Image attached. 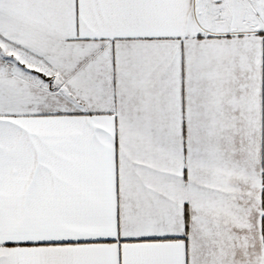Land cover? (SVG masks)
Masks as SVG:
<instances>
[{
    "label": "snow or ice",
    "instance_id": "snow-or-ice-1",
    "mask_svg": "<svg viewBox=\"0 0 264 264\" xmlns=\"http://www.w3.org/2000/svg\"><path fill=\"white\" fill-rule=\"evenodd\" d=\"M0 264H264V0H0Z\"/></svg>",
    "mask_w": 264,
    "mask_h": 264
}]
</instances>
